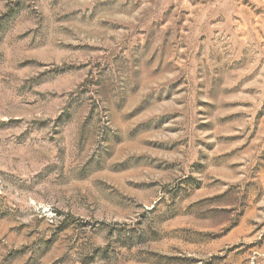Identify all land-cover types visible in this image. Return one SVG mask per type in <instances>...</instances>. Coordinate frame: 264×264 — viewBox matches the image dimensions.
<instances>
[{
    "label": "rangeland",
    "instance_id": "obj_1",
    "mask_svg": "<svg viewBox=\"0 0 264 264\" xmlns=\"http://www.w3.org/2000/svg\"><path fill=\"white\" fill-rule=\"evenodd\" d=\"M0 264H264V0H0Z\"/></svg>",
    "mask_w": 264,
    "mask_h": 264
}]
</instances>
